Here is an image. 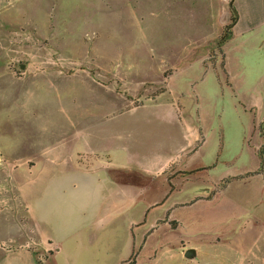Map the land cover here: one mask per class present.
Wrapping results in <instances>:
<instances>
[{"label":"rangeland","instance_id":"rangeland-1","mask_svg":"<svg viewBox=\"0 0 264 264\" xmlns=\"http://www.w3.org/2000/svg\"><path fill=\"white\" fill-rule=\"evenodd\" d=\"M229 2L0 0V264H129L157 223L135 264H228L252 248L263 264L264 0H232L219 45ZM134 117L136 165L164 156L155 178L126 175L140 195L91 213L61 201L46 219L36 192L21 196L12 153L106 124L93 143L115 148Z\"/></svg>","mask_w":264,"mask_h":264},{"label":"crops","instance_id":"crops-1","mask_svg":"<svg viewBox=\"0 0 264 264\" xmlns=\"http://www.w3.org/2000/svg\"><path fill=\"white\" fill-rule=\"evenodd\" d=\"M126 116L132 117L136 115L126 114ZM82 117H84L83 120H91V118H88L90 116L85 115ZM133 119L135 120V127L128 125L126 130L121 129L112 133L113 135L115 133L118 134V132L121 134L118 137L116 136L115 139L121 138L122 144L115 148L103 146V143H93L94 140L102 142L108 139V136H110L109 125L106 124L100 130V134H94L91 129V131L89 129H78L73 134L74 136L70 135L67 137L66 135H61L60 129L52 131V134L47 131L48 134L41 136L43 140L38 143L35 151H29V148H27V150L23 149L20 152L12 153L14 155L11 154L9 156L10 160L7 162L12 164L20 163L22 174L21 196L24 190L36 192L39 204L38 210L46 219L54 216L56 207L61 201L67 202L70 206L74 204L75 207L87 205L85 210L91 213L92 209H94L90 203L91 201L122 200L126 197L133 198L140 195L143 189L136 186L135 181H126V175L136 176L137 172L143 175L142 177L144 178H155L157 176V164L163 160L164 156L162 155L163 157L155 159L146 158L145 162L139 159L136 165V145L131 147L124 143L128 136L134 132L136 134V117ZM75 120L82 119L75 118ZM175 121L176 125L181 128L182 125L177 118H175ZM58 126H60L59 123ZM183 130L185 131V129ZM57 140L60 143L54 144ZM81 140L83 144L78 143ZM24 174H26L25 177H23ZM73 212L69 210L65 215L70 221L72 215L76 216L75 212L74 214ZM143 224L144 222L131 227L132 239H134L132 233L134 227H140ZM156 226L153 225L152 229L143 236V241L136 250L135 262H137V256L149 236L158 228ZM48 242L50 244V241ZM192 248L197 256L198 250L196 247ZM187 249L189 247H185L183 250L180 249L181 258L186 259L184 252ZM237 254L236 250L234 256L229 257L228 264L258 263L254 248L244 252V254L241 253L243 255L238 254L239 257H237ZM152 258H155V255ZM214 259L216 264H222L220 257H215Z\"/></svg>","mask_w":264,"mask_h":264},{"label":"trees","instance_id":"trees-1","mask_svg":"<svg viewBox=\"0 0 264 264\" xmlns=\"http://www.w3.org/2000/svg\"><path fill=\"white\" fill-rule=\"evenodd\" d=\"M235 24H236L235 15L232 13L231 24L225 27L224 34L222 35V37L220 38V40L218 42L219 45L224 43V42H226L230 38V35H231V31L230 30L232 29V27ZM263 168H264V157H263V154H262V156H260V171H259V174H263V172H264ZM131 257L133 259L130 261L129 264H134L135 263V258H136V253L133 252Z\"/></svg>","mask_w":264,"mask_h":264},{"label":"water","instance_id":"water-1","mask_svg":"<svg viewBox=\"0 0 264 264\" xmlns=\"http://www.w3.org/2000/svg\"><path fill=\"white\" fill-rule=\"evenodd\" d=\"M228 6H229V8L231 9L232 13H233L234 15H236L234 9H232V0H230ZM20 68H24V66H21ZM184 257H185L186 259H188V260H192V259H194V258L196 257V252H195V250H194L193 248H189V249H187V250L184 252Z\"/></svg>","mask_w":264,"mask_h":264}]
</instances>
